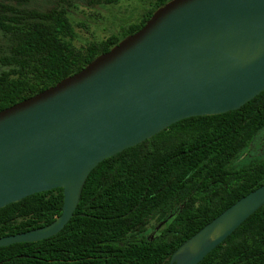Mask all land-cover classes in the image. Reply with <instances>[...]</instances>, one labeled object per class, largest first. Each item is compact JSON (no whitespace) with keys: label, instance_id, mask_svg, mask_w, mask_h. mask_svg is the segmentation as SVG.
I'll use <instances>...</instances> for the list:
<instances>
[{"label":"trees","instance_id":"16d2710c","mask_svg":"<svg viewBox=\"0 0 264 264\" xmlns=\"http://www.w3.org/2000/svg\"><path fill=\"white\" fill-rule=\"evenodd\" d=\"M48 1L0 0V109L81 69L168 0H148L139 21L79 46L69 2ZM262 127L264 90L233 110L182 117L104 157L87 175L62 229L0 245V264H169L202 225L264 183V159L231 165ZM62 204L57 186L6 203L0 235L44 225ZM197 264H264V202Z\"/></svg>","mask_w":264,"mask_h":264},{"label":"water","instance_id":"95a60500","mask_svg":"<svg viewBox=\"0 0 264 264\" xmlns=\"http://www.w3.org/2000/svg\"><path fill=\"white\" fill-rule=\"evenodd\" d=\"M262 90L264 0H168L81 69L0 109V207L63 188L58 216L0 235V245L61 230L104 157L182 117L236 109ZM263 202L264 183L202 225L169 264H197Z\"/></svg>","mask_w":264,"mask_h":264},{"label":"rangeland","instance_id":"374dc122","mask_svg":"<svg viewBox=\"0 0 264 264\" xmlns=\"http://www.w3.org/2000/svg\"><path fill=\"white\" fill-rule=\"evenodd\" d=\"M29 2L43 3L49 1L29 0ZM66 2H69V15L75 31L73 41L76 46L105 38L111 33L119 34L128 23L139 21L149 4L148 0H120L117 3L96 5H89L85 0H66ZM262 159H264V127L255 134L248 146L232 159L231 165L239 167L257 163ZM185 251L188 249L182 252Z\"/></svg>","mask_w":264,"mask_h":264},{"label":"bare ground","instance_id":"6f19581e","mask_svg":"<svg viewBox=\"0 0 264 264\" xmlns=\"http://www.w3.org/2000/svg\"><path fill=\"white\" fill-rule=\"evenodd\" d=\"M219 231V228L215 229V231L212 233V236L216 235Z\"/></svg>","mask_w":264,"mask_h":264}]
</instances>
